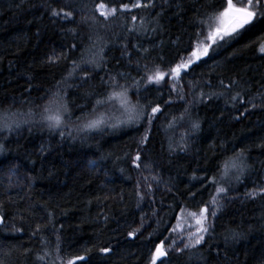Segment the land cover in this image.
I'll list each match as a JSON object with an SVG mask.
<instances>
[{
  "label": "trees",
  "instance_id": "trees-1",
  "mask_svg": "<svg viewBox=\"0 0 264 264\" xmlns=\"http://www.w3.org/2000/svg\"><path fill=\"white\" fill-rule=\"evenodd\" d=\"M100 2L108 0H0V110H10L30 121L10 133L0 132L4 147L0 153V211L5 216L0 225V259L4 264H38L36 254L48 251L53 253L48 259L55 260L59 236V255L65 261L83 255L86 261L78 264H149L161 241L166 249L172 240L176 247H182L195 230L189 213L198 211L210 198L208 178L218 172L217 165L225 156L244 150L250 167L238 181L225 184L228 198L222 201L216 219L209 217L212 228L204 243L190 251L169 249L163 259L164 264H264V196L253 199L246 195L264 186V53L257 46V40L264 38V17L260 10L253 9L258 14L250 25L218 41L207 56L182 74L191 117L198 119L201 127L186 136V150L180 151L177 145L189 125L185 121L169 129L168 124L169 118L186 106L185 100L170 91L167 77L159 85H145L142 65L147 64L149 70L159 65L166 71L181 58H189L190 47L195 50L197 43L193 37L201 31L198 22L218 15L225 0H169L171 6L163 10L159 6L134 9L121 13L104 28L97 25L94 31L90 19L89 23L80 21L98 16L93 9ZM233 3L244 7L247 0ZM50 6L72 10L77 23L53 18ZM161 11L155 34L129 31L133 27L131 15L137 16V25L143 18L150 28L155 26V13ZM69 28L75 29V35ZM90 36H99L107 43L104 67L108 71L129 73L141 80L142 103L160 104L162 113L153 120L145 145L139 144L148 128L143 122L115 129L76 130L81 123L77 117L93 103L85 93L104 88L100 79L106 78L103 68L92 72L87 82H81L78 74L60 85L67 88L72 113L63 136L60 129H49L42 121L48 90H57L62 78L68 76L71 59L78 58L71 45L76 43L80 48L81 41L88 45ZM206 43L202 34L199 44L203 47ZM122 45H127L130 56L123 54ZM143 48L149 52L143 53ZM64 53L69 60L47 62L49 56ZM221 79L239 83L219 99L193 100L189 81L196 85L195 91H225L219 85ZM134 92L130 95L135 101ZM236 92L241 93L244 103L230 100L229 95ZM168 100L171 105L165 103ZM138 149L150 168H144L143 163L140 169L132 166L131 157ZM137 181L144 194L139 208ZM48 213L52 214L51 225ZM141 215L145 216L144 227L135 238L129 237V231L140 227ZM37 226L41 231L32 236ZM229 230L239 233V238L226 241ZM103 247H111L112 252H101Z\"/></svg>",
  "mask_w": 264,
  "mask_h": 264
},
{
  "label": "snow or ice",
  "instance_id": "snow-or-ice-1",
  "mask_svg": "<svg viewBox=\"0 0 264 264\" xmlns=\"http://www.w3.org/2000/svg\"><path fill=\"white\" fill-rule=\"evenodd\" d=\"M111 5V6H110ZM163 8L165 6L170 7L169 0H119V3H114L113 0H108V3L100 2L95 5L93 12L98 13L97 15H92L90 18L83 17L80 23H89L93 30H97V25L99 28H104L108 25L110 20L118 18L121 13H131L134 9H155L156 7ZM179 7V5H177ZM221 9L218 15L208 16L206 20H200L198 22V27L201 31H198L193 40L197 41L195 44V50L189 49L190 56L187 59L181 58L178 62L167 66V70H161L159 65H155L153 69L149 70L148 65H142L143 75L141 80L146 84H156L159 85L161 82L165 81L167 77L171 81L170 91H176L177 96L180 100H185L182 84V74H187V70L191 67L193 63H197L203 57L208 55L209 49L213 45H217L218 41H224L225 37L234 36L238 34L241 29H244L246 25H250L252 21L257 17L258 12L253 9H259V15L264 17V0H247V4L244 7H237L233 3V0H225V3L221 5ZM50 14L53 18L59 19L66 23L76 24L74 14L72 10H65V8H60L57 10L50 6ZM163 15V11L155 13L154 23L155 26L147 27L143 18L140 19L139 25L136 24L137 16L131 15V21L133 27L129 29L130 32H139L147 35L149 32L155 34L157 28L159 27V21L157 17ZM99 18H102L100 20ZM213 24L215 25L213 27ZM68 31L75 35V29L69 28ZM208 43L203 47L200 46L199 41L201 35ZM257 46L260 53H264V38L257 40ZM108 47L107 43L102 42V38L97 36L95 39L89 37V44L84 45L81 41L80 48L77 47L76 43L71 45V49L74 52H78V58L71 59V69L68 72V76L62 78V80L57 85L56 91L48 90V94L45 99L47 100L44 105L43 112L41 113V119L49 129H60L61 136H63V129L67 127V121L72 119V113L69 110V102L67 98V88L61 87V84H66L69 77L77 76L81 82H87L92 79V72H97L102 68L106 72V78L101 77V83L104 88L100 92H86L85 95L92 98V105L90 110L85 112L82 116L77 117L81 121L77 131H96L103 128H118L120 126H135L140 123H145L148 128L145 131V135L140 139L139 144L145 145L148 141V131H150L152 122L157 118V114L162 113V108L160 104H148L142 103L140 99V88L141 80H137L131 77L129 73L125 72H115L112 73L108 71L104 66L107 64L105 58V49ZM124 48V55L130 56L131 54L127 52V45H122ZM137 51H140V46H134ZM143 53H148V48L142 49ZM69 60L68 54L64 53L61 56H49L48 63L57 64L60 60ZM161 59H163L161 57ZM123 81V83L121 82ZM131 81V82H129ZM189 86L194 89V101H199L201 103L205 100L219 99L230 93L233 86L238 85V81L230 80L225 82L224 80L219 81V85L225 91H213L204 92L202 90L195 91L196 85L192 82H188ZM211 86L210 82H207ZM179 85V90L177 89ZM79 87V85H68V87ZM135 89L134 94L137 99L134 101L130 95ZM231 101L235 102L237 99L240 103H244L240 92H236L234 95H229ZM166 104L171 105L172 101H165ZM227 103V101H226ZM185 107L179 112V115H172L169 118L168 128L172 129L178 124H183L187 121L189 127L188 131L181 134V143L177 145L180 151L186 150V136L191 132L198 131L201 127L200 121L198 119H192L190 108L191 105L185 100ZM80 108H84V105H78ZM252 107H256L252 104ZM31 115V113H29ZM29 119H21L16 113L10 110H0V132H12L15 129L21 127L22 124L29 123ZM142 149H138L134 157H131V164L136 169L141 168L143 163L144 168H150L149 163H144L141 157ZM170 150L171 145H170ZM4 147L0 144V153H3ZM144 159H147L145 155ZM218 167V172L208 178V185H211L212 192H209V200L207 203L201 205L198 211H193L189 215L195 220V230L189 233L187 241L183 243L182 247H176V241L172 240L169 243V249L176 252H184L186 250L197 249L198 246L204 243L205 235L209 234V229L212 228V224L209 222V217L213 220L217 217V212L223 207L222 201L227 197L228 187L225 184H231L233 180H239L249 169L247 163V158L244 154V150L233 153L232 156H225ZM123 171V170H122ZM197 179V177H193ZM157 180L156 177H153ZM199 179L203 180V177ZM157 183L159 181L157 180ZM137 192L138 201L136 207H140V203L144 200V194L139 191L140 182L137 181ZM207 187V185H205ZM152 189L149 185L148 194L151 195ZM248 198H256L258 196H264V186L258 187L251 192L246 193ZM211 208V212L209 209ZM184 209H180L183 213ZM155 215V212H153ZM5 216L2 211H0V224H4ZM107 220V217H105ZM145 216L140 217V227L134 228L127 233L129 237L135 238L138 233L141 232L144 227ZM48 223L52 224V214L48 213ZM53 229L55 226L52 225ZM17 231H22V229H17ZM41 231L40 227L37 226L36 229L31 233L32 236H36ZM176 231V229H172ZM239 233L229 230L228 234L225 235V240L228 239H238ZM41 242L45 245L47 241L44 240L43 236L40 237ZM59 236L56 237V246L54 249L56 259L50 260L53 253L44 251L43 254H36V261L38 264H78L79 261H86V257L83 255H77L75 257L68 258L65 261L59 254L61 252ZM165 248L163 241L155 246L154 251L151 253V258L149 264H164V259L168 256V250ZM101 252L107 254L112 252L111 247H103L100 249ZM0 264H4V261L0 259Z\"/></svg>",
  "mask_w": 264,
  "mask_h": 264
},
{
  "label": "water",
  "instance_id": "water-1",
  "mask_svg": "<svg viewBox=\"0 0 264 264\" xmlns=\"http://www.w3.org/2000/svg\"><path fill=\"white\" fill-rule=\"evenodd\" d=\"M1 225V224H0ZM3 225V224H2Z\"/></svg>",
  "mask_w": 264,
  "mask_h": 264
},
{
  "label": "bare ground",
  "instance_id": "bare-ground-1",
  "mask_svg": "<svg viewBox=\"0 0 264 264\" xmlns=\"http://www.w3.org/2000/svg\"><path fill=\"white\" fill-rule=\"evenodd\" d=\"M2 225V224H1Z\"/></svg>",
  "mask_w": 264,
  "mask_h": 264
}]
</instances>
